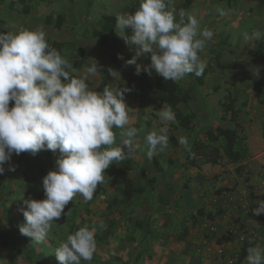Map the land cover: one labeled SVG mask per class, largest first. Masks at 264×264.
Wrapping results in <instances>:
<instances>
[{
	"label": "rangeland",
	"instance_id": "obj_1",
	"mask_svg": "<svg viewBox=\"0 0 264 264\" xmlns=\"http://www.w3.org/2000/svg\"><path fill=\"white\" fill-rule=\"evenodd\" d=\"M203 1L173 0L172 7L176 9L177 20L181 9H184L187 14L197 13L200 11ZM211 1L215 2L213 4L215 8L212 7L209 10L208 7L207 11L215 10L221 12L226 10L232 18L240 17L242 27L247 31H254L259 28L260 33L264 34L263 6H259L249 0H221L223 1L222 4H224L223 8L216 4V1L220 0ZM27 4L31 7V17L28 18L29 24L34 25L35 28L42 27L47 34V38L51 41L61 42L63 44V56L70 63H72L77 50L83 47L86 52H91L96 57L92 58V60L96 61L100 66L101 74L97 76V79H101L102 83L107 84L109 88H116L118 85V88L130 89V91L126 92L127 96L130 95L133 98L139 96L140 90L138 88L135 89L134 81V76L138 77L139 75H136L135 66H126L125 64V61L133 57L135 50L114 48L112 51L111 47L110 49H103L99 44V40L93 37V32L98 28L103 14L115 16L126 13L134 14L139 8L140 0H27ZM60 16L63 18V27L61 26L63 29L61 30L56 28ZM247 20L248 22H246ZM243 21L246 22V27ZM242 31L238 30L235 32V27L231 23L223 26L221 30L219 27V33L222 32L223 37L226 36L225 33H229L230 39L234 36H239ZM117 32L114 38L124 42ZM230 43L228 47L225 46L226 50L223 49L224 45H217L216 58L211 61L214 67L210 66L212 71L216 73L211 75V69H205L207 75L204 84H206L207 80H209V83L206 85L204 93L202 92L203 88L200 90L196 89V87L199 88L198 84L196 87L194 86L196 92L189 114L197 113L199 115L195 114L191 130L182 129L181 132L173 135L172 146H178V138L181 136L186 137L188 142L195 140L206 142L204 135L206 130L215 131L217 127L235 128V124L230 121L231 114L227 115V120L223 118L222 105L228 91L222 88L223 85L234 86L240 80L251 82L253 90L255 92L260 91L261 100L264 101V54L260 58H252L248 56L247 49L243 46L240 47L238 42L235 44ZM100 49L103 52L105 50L106 52L111 51L112 54L122 55L124 57L122 68L111 63L108 56L100 53ZM244 50L246 51L244 52ZM144 60L150 61V54L148 57L141 58L140 61ZM149 63L146 62L144 64ZM109 69L116 70L120 78L118 77L116 80L112 77L109 74ZM124 70L126 75H124ZM193 82L195 81L193 80ZM187 84L186 79L180 81V86L187 87ZM257 86L259 89L256 88ZM146 87L148 92L156 98L157 95L153 87ZM198 92H201L202 95ZM238 102L239 111L242 110V114L239 116L240 120H242L244 131L239 130L240 141L237 148L243 153L247 150V156L243 160L246 162L245 164H242V161L232 163L234 171L237 169L238 176L244 180L241 189H238L239 187L236 184L230 192L232 194L228 193V195H232V199H225L228 195L224 196V192L221 195L216 194V190L221 188V185H219V180L217 179L218 174H215L212 169L215 167L214 164L212 166L202 163L198 169H193L199 173V177L192 176L191 167L182 164L184 168L180 175V183L182 185L187 184V188L184 187L185 191L189 190L188 185L190 183L192 190L190 192L194 193V195L193 198L185 196L189 201L185 200L183 195H181L180 204L177 203L176 205L172 203L165 204L166 199L163 193L149 188L152 182H157L155 177L151 178L150 181L148 180L147 192L143 197L135 201L132 199L122 200L119 188L122 181L118 182L120 177L116 178L108 175V168L105 170L104 182L97 186L92 200L85 202L82 196L77 195L65 207L64 214L59 220L55 221L57 224L53 225L48 234L47 240L52 241V246L50 247L47 241L41 244L36 243L42 264H60L56 255L49 256L48 254H55L56 249L62 242L66 241L69 234H74L75 231L85 225L89 228H96L95 239L97 243V252L93 260L91 262L84 261L87 264H130L131 261L132 264H136V260H138L136 256L137 248H134L133 241L136 239L139 229L146 225V221L147 227L156 232L159 228L164 229L163 225L166 223L158 226V222L168 220L171 223L168 225L175 226L171 230L174 231L176 229L178 231L176 235L182 240L192 237L194 245L201 250V264H236L245 241L252 245L251 247L258 246L264 249V214L259 216L253 214V209L258 207L256 203L260 201V199L254 197L263 194L259 192L258 187L256 191L252 190L255 187L252 181L255 173L260 177L262 175L260 183L264 184V142L257 145L258 152L262 156V160L258 165L262 168L250 167L252 156L248 153L246 142L248 130L246 126L249 125L251 127L250 124L254 121V118H252L247 109L249 101L238 99ZM132 105L144 111V123L147 120L154 121L156 115L151 114L150 103L142 101L140 104L136 105L135 103ZM9 107L11 108L12 106L9 105ZM132 111L134 112V110ZM134 117L135 115L133 119H135ZM131 125L135 127L136 124L131 122ZM114 131L117 133V142H121L119 137L120 130L114 129ZM186 153H184V157ZM58 157V154L53 153L51 150H42L35 156L24 152L12 157L11 164L15 167V171H9L8 165H5V172L0 175V244L2 243V234L8 230L10 223L17 219H20L21 223H25L23 214L20 211L21 208L27 210L26 205L23 203L24 200L29 198L35 200L46 199L42 181L48 172L55 170ZM159 164L162 165V168L166 166L164 162ZM230 164L224 158L220 165ZM128 165L132 166L131 164H126V166ZM126 173L122 180L131 178L130 172L127 171ZM205 175L207 177L206 181ZM215 176L216 179L214 178ZM192 177L196 181L192 180ZM112 182L114 184L117 183L118 188L112 186ZM228 182L224 185H228ZM157 183L160 184L161 181ZM232 184H234L233 181ZM115 198L121 200V203L112 204ZM168 206L170 207L169 209ZM199 209L212 213H216L220 209L222 213L217 215V219L215 218L214 221L199 216L197 224L193 226L192 217L197 215L196 212ZM106 213L111 214L114 220H109L113 218H106ZM103 220L111 221L112 225L110 224L111 231L109 233H104L105 230L100 228ZM104 256L108 259H102ZM124 258H127V261ZM0 259L6 260L4 264H25L20 257L10 258L9 247H0Z\"/></svg>",
	"mask_w": 264,
	"mask_h": 264
},
{
	"label": "clouds",
	"instance_id": "obj_2",
	"mask_svg": "<svg viewBox=\"0 0 264 264\" xmlns=\"http://www.w3.org/2000/svg\"><path fill=\"white\" fill-rule=\"evenodd\" d=\"M172 5L173 0H140L134 14L116 16L117 34L135 48L125 64L135 66L136 75L145 72L151 76L154 71L173 83L190 74L197 78L204 75L207 65L199 54L213 32L201 29L197 16L184 9L177 20ZM253 37L264 38L259 32L245 34L246 40ZM149 54V64L139 62ZM118 59L124 57L118 55ZM108 71L116 80L120 78L118 72ZM76 72L73 64L51 47L42 27L0 31V175L6 164L9 171H15L13 155L28 152L35 156L42 150L60 154L55 170L42 181L46 199L29 198L23 201L27 210L20 209L25 223L19 231L37 244L46 242L70 201L77 195L85 202L92 200L97 186L104 182L105 170L134 156L140 147L135 138L144 131L130 126L132 109L125 102L130 89L106 86L102 91L90 90L88 81L101 74L96 61L82 73L74 75ZM10 101L14 102L11 108ZM158 116L164 127L145 136L149 160L166 150L169 125L176 121L171 105H163ZM114 129L120 130L119 147H113L117 141ZM178 144L189 150L186 137H179ZM256 204L253 214H264V200ZM95 233V227L85 225L69 234L55 252L60 264L91 262L97 252ZM5 261L0 259V264ZM245 264H264V249L249 247Z\"/></svg>",
	"mask_w": 264,
	"mask_h": 264
},
{
	"label": "crops",
	"instance_id": "obj_3",
	"mask_svg": "<svg viewBox=\"0 0 264 264\" xmlns=\"http://www.w3.org/2000/svg\"><path fill=\"white\" fill-rule=\"evenodd\" d=\"M17 1L18 0H0V26H2V29L6 31H16L20 28H25V29H30V30L35 29V26L30 25L28 21V18L31 17V14H24L22 12L23 6L17 3ZM250 2L257 3L259 5L258 2H255V1H250ZM12 3L14 4L12 5ZM214 3L215 2L211 0H204L203 3H201V7L199 9L200 11L198 12L196 11L197 13H190L192 15L197 16L198 20L200 21L201 29L207 28L213 32L212 39L207 42L206 48L204 49L202 53L199 54L201 56V59L206 63L207 65L206 68L211 69V75L216 73L212 71L211 67H214V65L211 63V61H213L216 58L215 53H216V47L218 44L224 45L223 49L226 50L227 48L225 46L228 47V44H231L230 42L234 44L238 42L240 47L243 46L245 47V49H247L248 56L252 58L253 57L260 58L264 54L263 52L259 56L256 55V45L261 39H257L255 37H253L252 39H248V40L245 39V34H248L249 36H251L252 33L254 32L260 33V29L257 28L254 31L253 30L247 31L245 28L242 27L241 20H240L241 18L240 17L232 18V16H230L226 10L223 11L224 13L223 15H220L221 12H217L215 10L207 11L208 7H209V10L212 7L215 8V6H213ZM222 3L223 1L221 0L216 1V4L224 8V4ZM109 15H112V14H109ZM246 22H248V20ZM246 22L243 21V23H245V27L247 26ZM230 23L232 24V26L235 27V32H237L238 30L240 31L243 30L239 36L237 37L234 36L232 39H230L231 37L229 33H225L226 34L225 37H223L222 32L219 33V27L221 30L223 26L230 24ZM62 27H60L59 30L63 29ZM263 36L264 34L262 35V37ZM245 51L246 50H244V52ZM92 58H96V57H94L91 54V52H85L82 68L80 70H77V72L74 74L78 75L82 73L85 70V66L88 65L89 63H92L91 61ZM146 62H150V61L144 60V63ZM124 75H126V71L124 72ZM184 79H186L188 84H187V87L185 86H182V87L184 89L192 91L191 92L192 99L189 105L181 104L179 105V108L184 114H189V109L191 107L194 94L196 92V90L194 89V86L196 87L197 84L196 82H193L190 76H186ZM134 81H135V89L138 88V90H140L139 96L137 98H133L130 95L127 96V94L125 93V102L130 109L134 110V112L132 110L130 111V117H132V120H131L132 124H136L135 127L137 128L144 129V131L141 132L135 138V143L139 144L140 147L137 149V151L135 152L134 156L131 159L123 161L120 164H116V163L111 164L109 167V171H107V174L112 175L116 178L120 176L122 179L123 177L126 176L127 173L123 172V174H121L120 171L123 168H125L124 166H126V164H131L134 167L131 171H129L130 177H131L130 180H132L136 185L148 186V183H149L148 180L150 181L151 178L155 177L156 181L157 182L161 181V183L158 184L157 182L156 183L152 182L149 188L151 190L154 189V190L161 191L166 199L165 204H168V203H172L173 205L174 204L176 205L177 203L180 204L181 195H183V198H185V196H189V198L190 197L193 198V195H194V193L190 192L192 191L190 188V183L188 185L189 190H186V191L184 189V184L182 185L180 183L181 181L180 175L184 168L182 167V164H185L186 162V156L184 157V153H186L188 150L184 149L183 147H180L179 144L178 146L171 145V140H172L173 135L177 134L178 132H181L182 128L178 125L177 121H175L174 123H171L169 125V131H168L169 142H168V146L166 150L163 152H158L153 157L152 160H149L146 154L148 151V146L145 142V136L150 131H154V130L159 131L160 128L164 127V125L159 120L158 111L165 104L162 103V101L160 100L158 96H157L158 98L156 97L157 98L156 99L153 96V94L148 92L147 87H146L148 85L146 83L140 82L139 76L138 77L134 76ZM208 83H209V80L206 81V84L197 85L199 86V88L196 87V89L200 90L203 88L202 92L204 93L205 91L204 89H206V85ZM88 84H89L90 90H95V91H102L103 86L104 87L107 86V84H103L101 79H97V77H92L88 81ZM179 84H180V81H179ZM113 86L115 85L113 84ZM222 88L228 90L226 93L227 95H225L224 102L226 101L229 93H231L233 97L237 99V104H236L237 109H239L238 99H244L247 102L249 101V104L247 103V107H248L247 109L250 112V115H252V118H254V121L250 124L251 127L249 125L246 126L248 130V139H246L248 153L252 156L251 158L252 163L249 166L250 167L253 166L256 169H258L259 167H261L258 164L262 160V156L258 152L257 145L262 144L264 142L263 130H262V123L264 121V105L260 103V100L262 99L260 96L261 94L253 90V84L251 82H245L243 80H240L234 86L233 85L232 86L223 85ZM243 89H245V91H243ZM198 93L202 95L201 92H198ZM142 101L148 102L151 104L150 106V110H152L151 114L156 115L154 121L152 120L150 121L146 119L147 121H145L144 123V119H145V115H143L144 111H142L141 109L137 107L135 108L134 105H132L135 103L136 105L140 104V102ZM10 105L13 106V104H10ZM195 114L197 115V113ZM241 114H242V110L240 112V116ZM134 115H135L134 117L135 119H133ZM133 120H136V121H133ZM229 128H233V127H229ZM189 143H190L189 144V148H190L192 145V141H190ZM120 145H121V142L116 141V144L113 145V147H119ZM125 151H127V149H125ZM56 153L58 154V156L60 155L59 151H57ZM154 159L157 160V162L159 163L164 162V165H166L165 167L162 168L161 172L157 170L155 163H154ZM245 163H246L245 161H242V164H245ZM220 164H214L215 167L212 169L214 170L215 174H218L217 179L219 180V185H221V188L223 187L233 188V186L237 184V186L239 187L238 189H241L244 184V180L238 176L237 169L236 171H234L233 164L231 163L230 165H225V166H221ZM206 165H212V164H206ZM190 169L193 174L192 176L194 175L198 177L200 176L198 172H195L193 170V169H198V168L191 167ZM204 177L206 181V178H207L206 175ZM261 177L258 176L257 173L254 174L253 176L254 180L252 181L255 187L252 188V190L256 191L258 187L259 192L261 194H264V184L260 183V180H262ZM214 178L216 179V176ZM192 180L196 181V179L195 178L193 179V177H192ZM232 181L234 182V184H232ZM227 182H228V185H224ZM116 184L112 182V186H114L115 188H118L117 186L118 184L117 185ZM122 184L123 182L120 185ZM120 187L121 186H119V188ZM230 192L231 191L224 192V196L225 195L227 196L228 193L232 194ZM171 194H174V195H171ZM225 199H232V195H228V197ZM185 200H187V198H185ZM169 208L170 207L168 206V209ZM108 217L113 218L109 220H114V217L111 214L106 213V218ZM167 217H170V216H167ZM102 222L104 224V227H100V228L102 230H105L104 233H109L111 231V226H110L111 221L103 220ZM163 223H165V225H163ZM168 224H171L168 220L161 221L160 223L158 222V226L163 225L164 229L159 228L156 232H154V230H152L151 228L149 229L147 227V221H146V225H144L142 229H139V233L136 239L133 241L134 248H137L136 256L138 257V260H136V264H201L202 262L201 250L199 247L194 245L193 238L189 237L187 240H182L178 235H176L178 232L176 229L174 231L171 230V228H175V226L173 225L174 226L173 227ZM46 241L48 242V245H50L51 247L52 241L51 240H46ZM48 255L55 256V254H51V253H49ZM103 258H106V257L104 256L102 257V259ZM124 260L127 261V258H124ZM130 264H132V261Z\"/></svg>",
	"mask_w": 264,
	"mask_h": 264
},
{
	"label": "trees",
	"instance_id": "obj_4",
	"mask_svg": "<svg viewBox=\"0 0 264 264\" xmlns=\"http://www.w3.org/2000/svg\"><path fill=\"white\" fill-rule=\"evenodd\" d=\"M258 2L260 6H264V0H250ZM17 3L23 6L22 12L24 14L31 13V7L27 4V0H18ZM14 3H12L13 5ZM50 20V19H48ZM63 23V18L60 16L59 21L57 22V28H60ZM116 16L103 14L99 21L98 28L93 32V37L99 40V44L103 49H110L113 51L114 48L121 49H134V46H129L124 42H120L118 39L114 38L116 34ZM0 31H6L2 29L0 26ZM128 34H131V30H127ZM264 37V36H263ZM48 42L51 47H54L58 51H60L63 56V44L59 41H51L48 38ZM85 48L80 47L77 50V53L74 55L72 64L75 69L80 70L83 65V60L85 56ZM100 52L105 56L109 57L111 63L121 68L123 66V61L118 59L117 54H112L111 51H102ZM264 52V38H262L256 45V55L259 56ZM143 65L144 61H139ZM75 75V74H74ZM207 75V71L203 76L197 78L194 74H190L189 76L196 82L198 85H203L205 81V77ZM152 79V81H151ZM139 81L142 83H146L148 87H153L156 95L160 98L162 103L165 105H171L173 111L176 115V121L178 125L187 131L193 128V120L195 118V114H184L179 105H189L192 99L191 90L184 89L180 86L179 82L173 83L172 81H166L163 77L157 75L154 71L151 76H149L145 72H141L139 75ZM259 89V87H256ZM259 94L260 91H258ZM260 103L264 105V101L260 100ZM10 104H14V102L10 101ZM237 99L233 97L231 93H229L226 101L222 105V113L224 120H227V115L231 114L230 121L235 124V128H223L217 127L215 131L209 129L204 132L206 137V142L195 140L192 142L191 147L186 153V162L185 165L192 168H199L202 163L204 164H220L222 160L225 158L230 163H238L245 159L247 156V150L241 151L237 148L239 138V130L244 131V126L240 121V112L237 109ZM263 130V138H264V121L262 123ZM172 140L173 137H172ZM155 166L159 172L162 171V165H160L157 160L154 159ZM133 169L132 166L128 165L123 168L120 173L131 171ZM120 177V176H119ZM121 178V177H120ZM118 178V182L122 181L123 184L120 187V192L122 195V200H137L140 197H143L147 192V187L143 185H136L132 180H122ZM121 182V183H122ZM184 187L187 188V184H184ZM232 191V188L223 187L216 190L217 195H221L223 192ZM252 196H254L252 194ZM260 200H264V194L254 197ZM121 203V200L115 198L112 201V204ZM222 210H218L216 213L207 212L204 209H199L196 214L192 218V225L195 226L197 224V218L205 217L211 221H214L216 216L221 214ZM264 222V221H263ZM23 223L20 222V219L13 221L9 224L8 230L2 234V243L0 247H9L10 249V258L20 257L23 259L25 264H42L39 251L37 249L36 243L33 238L24 236L19 231V226ZM249 243L246 241L243 243L241 247V251L238 255L236 264H244L245 258L247 256V249L251 247ZM81 264H87L81 261Z\"/></svg>",
	"mask_w": 264,
	"mask_h": 264
}]
</instances>
